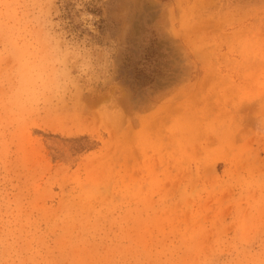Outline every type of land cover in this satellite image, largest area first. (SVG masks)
<instances>
[{
	"label": "rangeland",
	"instance_id": "374dc122",
	"mask_svg": "<svg viewBox=\"0 0 264 264\" xmlns=\"http://www.w3.org/2000/svg\"><path fill=\"white\" fill-rule=\"evenodd\" d=\"M0 264H264V0H0Z\"/></svg>",
	"mask_w": 264,
	"mask_h": 264
}]
</instances>
